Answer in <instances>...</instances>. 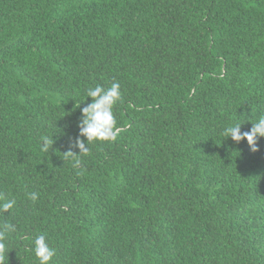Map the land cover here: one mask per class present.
<instances>
[{
	"label": "trees",
	"instance_id": "16d2710c",
	"mask_svg": "<svg viewBox=\"0 0 264 264\" xmlns=\"http://www.w3.org/2000/svg\"><path fill=\"white\" fill-rule=\"evenodd\" d=\"M113 82L117 139L79 153ZM260 115L264 0H0L5 264L39 234L52 264H264V137L220 135Z\"/></svg>",
	"mask_w": 264,
	"mask_h": 264
},
{
	"label": "clouds",
	"instance_id": "9594fccd",
	"mask_svg": "<svg viewBox=\"0 0 264 264\" xmlns=\"http://www.w3.org/2000/svg\"><path fill=\"white\" fill-rule=\"evenodd\" d=\"M86 97L91 98V103L81 109V118L78 123L79 135L74 145V147L79 148V153L85 155L88 154L89 148L85 146V142L81 137L86 138L88 145L95 142H112L117 139L120 130L117 127L113 109L117 102L122 101L123 95L120 84L113 82L108 88L99 84L88 87ZM241 125L242 123L229 124L221 130L220 135L224 137V140L230 137L237 143L246 140L251 150L257 151V138L264 137V115H260L252 123L249 131L241 132ZM42 139L44 141L42 150L47 151L51 141L47 137ZM65 154L66 156H72L74 152L69 150ZM79 162V159H76L75 164L78 165ZM27 197L32 202H36L38 194L35 192L27 193ZM0 200H3V198L0 197ZM14 205V199L3 201L0 203V211L12 209ZM15 231L16 227L11 223L5 224L3 230H0V264H5L6 254L9 253L6 244V233ZM32 243V251L38 264H52L56 250L51 246L46 234L37 235Z\"/></svg>",
	"mask_w": 264,
	"mask_h": 264
}]
</instances>
